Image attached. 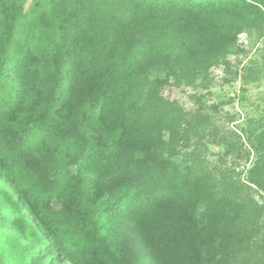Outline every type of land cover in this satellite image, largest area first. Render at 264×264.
I'll return each instance as SVG.
<instances>
[{
	"label": "trees",
	"instance_id": "1",
	"mask_svg": "<svg viewBox=\"0 0 264 264\" xmlns=\"http://www.w3.org/2000/svg\"><path fill=\"white\" fill-rule=\"evenodd\" d=\"M25 2L0 0V264H201L202 214L220 191L194 174L199 155L184 166L174 150L209 140L254 153L249 180L264 191V125L243 141L166 104L139 140L116 116L147 66L184 58L188 80L206 73L242 27L264 23V0ZM88 46L95 76L75 92ZM222 188L242 221L252 199Z\"/></svg>",
	"mask_w": 264,
	"mask_h": 264
},
{
	"label": "rangeland",
	"instance_id": "2",
	"mask_svg": "<svg viewBox=\"0 0 264 264\" xmlns=\"http://www.w3.org/2000/svg\"><path fill=\"white\" fill-rule=\"evenodd\" d=\"M34 1L26 0L25 9L29 10ZM96 57L93 46L84 48L79 59L75 92L90 83L93 74L95 76L91 59ZM189 66L190 59L184 58L174 63L147 66L140 86L130 93L117 113V121H128L136 130L133 135L143 140L146 134L156 133L149 124L156 118L158 109L175 104L188 112L202 110L215 117L220 125L241 136L243 141L248 131L264 125V23H249L242 27L225 56L212 64L206 73L192 75L188 80ZM162 81L165 82L160 83ZM157 85V90L152 91ZM143 121L148 123H141ZM194 145L188 149L178 147L172 155L173 160L192 166L190 159L196 153L200 162L193 167L194 174L201 182L206 181L212 186L218 183L220 191L217 194L216 188V196L202 214L201 232L206 244L201 264H264V191L249 180L254 153L238 155L231 148L209 140H203V146L197 144L195 148ZM224 181L228 190L238 188L242 196L253 201L240 222L230 220L233 199L225 196ZM142 248L146 254L147 250ZM157 261L144 256L143 264H169L166 257Z\"/></svg>",
	"mask_w": 264,
	"mask_h": 264
}]
</instances>
